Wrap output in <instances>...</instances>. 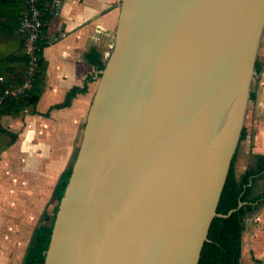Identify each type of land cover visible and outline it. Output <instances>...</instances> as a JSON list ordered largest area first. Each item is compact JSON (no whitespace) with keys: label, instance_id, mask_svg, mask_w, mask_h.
Returning <instances> with one entry per match:
<instances>
[{"label":"water","instance_id":"95a60500","mask_svg":"<svg viewBox=\"0 0 264 264\" xmlns=\"http://www.w3.org/2000/svg\"><path fill=\"white\" fill-rule=\"evenodd\" d=\"M263 33L264 0L121 1L44 264H199Z\"/></svg>","mask_w":264,"mask_h":264},{"label":"crops","instance_id":"0c3cea01","mask_svg":"<svg viewBox=\"0 0 264 264\" xmlns=\"http://www.w3.org/2000/svg\"><path fill=\"white\" fill-rule=\"evenodd\" d=\"M121 1L65 0L61 13L46 20L42 38L46 69L38 102L18 115L0 113L4 129L0 130V264H23L36 229L56 211L58 181L76 158L99 84V70L88 62L87 54L96 49L104 62L108 59ZM24 12H19V20ZM261 56L264 59V33ZM260 58L246 133L234 164L238 177L253 171L249 197L254 209L245 218L241 264H264V63ZM90 77L87 91L60 106L71 89L82 87Z\"/></svg>","mask_w":264,"mask_h":264},{"label":"trees","instance_id":"16d2710c","mask_svg":"<svg viewBox=\"0 0 264 264\" xmlns=\"http://www.w3.org/2000/svg\"><path fill=\"white\" fill-rule=\"evenodd\" d=\"M23 1L25 0H0V77H3V81L0 83V92L4 89L17 87L27 78L28 57L25 50V37L19 31L20 20L18 19L19 12L27 10L26 1L28 0L25 1L26 6L21 4ZM43 2L46 21L50 17L47 15L49 0ZM42 38L40 41L42 51L39 54V70L32 81L30 90L19 97L7 99L0 107V113L18 115L27 106L38 102L43 89L46 69L42 54L44 47ZM87 59L97 70L105 68L106 62L101 59V55L96 49L87 54ZM256 68H258V63H256ZM90 79L91 77L87 78L82 87L71 89L66 100L60 106L69 105L78 92L87 91ZM251 96H254L253 92H251ZM0 130H4L1 124ZM245 133V128H243L241 139L244 138ZM235 159L236 155L218 206V213L222 216H216L212 221L199 264H241L245 218L254 209V201L249 197V184L253 171L247 170L238 177L234 166ZM72 168L73 165L66 168L58 181L59 203L64 196ZM58 208L59 204L53 216L48 215V222L46 221L36 229L34 240L27 249L23 264L45 263L46 251L51 241ZM231 210L232 212L229 214ZM50 220L51 222H49Z\"/></svg>","mask_w":264,"mask_h":264},{"label":"built area","instance_id":"2783aa9c","mask_svg":"<svg viewBox=\"0 0 264 264\" xmlns=\"http://www.w3.org/2000/svg\"><path fill=\"white\" fill-rule=\"evenodd\" d=\"M44 0H28L27 10L20 18L19 31L25 37V50L28 57V72L24 82L13 89H4L0 92V107L10 98L19 97L27 93L32 86V81L39 70V54L42 51L40 44L46 25L43 10ZM65 0H49L47 15L50 17L58 16L64 6ZM3 77H0V83Z\"/></svg>","mask_w":264,"mask_h":264},{"label":"rangeland","instance_id":"374dc122","mask_svg":"<svg viewBox=\"0 0 264 264\" xmlns=\"http://www.w3.org/2000/svg\"><path fill=\"white\" fill-rule=\"evenodd\" d=\"M112 49H113V48H112ZM110 54H111V53H110ZM109 56H110V55H109ZM259 58H260V57H259V53H258V59H259ZM108 59H109V57H108ZM108 59L106 60V63H107ZM263 60H264V59H263V57L261 56L259 62L263 64V63H264ZM258 69H259V67L256 68V70H257V74L259 73V70H258ZM256 80H257V79H256ZM256 80H255V81H256ZM255 81H254V82H255ZM254 82H253V83H254ZM84 127H85V126H84ZM83 131H84V130H83ZM82 136H83V135H82ZM77 153H78V152H77ZM76 157H77V155H76ZM75 160H76V158H75ZM75 160H74V162H75ZM74 162L72 163V165L74 164ZM53 214H54V212H53ZM53 214L51 213L50 216L52 217ZM47 222H48V221H47ZM49 222H51V220H50Z\"/></svg>","mask_w":264,"mask_h":264}]
</instances>
